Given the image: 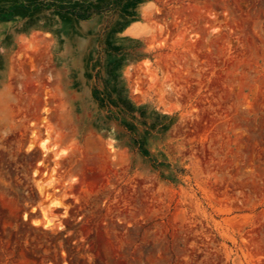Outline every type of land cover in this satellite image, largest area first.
Listing matches in <instances>:
<instances>
[{
  "label": "rangeland",
  "instance_id": "rangeland-1",
  "mask_svg": "<svg viewBox=\"0 0 264 264\" xmlns=\"http://www.w3.org/2000/svg\"><path fill=\"white\" fill-rule=\"evenodd\" d=\"M0 264H264V0H0Z\"/></svg>",
  "mask_w": 264,
  "mask_h": 264
},
{
  "label": "bare ground",
  "instance_id": "bare-ground-1",
  "mask_svg": "<svg viewBox=\"0 0 264 264\" xmlns=\"http://www.w3.org/2000/svg\"><path fill=\"white\" fill-rule=\"evenodd\" d=\"M205 55V54H204Z\"/></svg>",
  "mask_w": 264,
  "mask_h": 264
}]
</instances>
